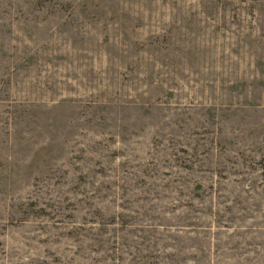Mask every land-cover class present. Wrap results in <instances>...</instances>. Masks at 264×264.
<instances>
[{"label": "rangeland", "instance_id": "obj_1", "mask_svg": "<svg viewBox=\"0 0 264 264\" xmlns=\"http://www.w3.org/2000/svg\"><path fill=\"white\" fill-rule=\"evenodd\" d=\"M0 264H264V0H0Z\"/></svg>", "mask_w": 264, "mask_h": 264}]
</instances>
